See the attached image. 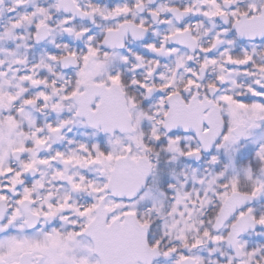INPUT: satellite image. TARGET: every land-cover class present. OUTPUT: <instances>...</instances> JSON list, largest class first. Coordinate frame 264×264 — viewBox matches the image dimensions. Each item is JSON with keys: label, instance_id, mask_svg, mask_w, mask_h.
Masks as SVG:
<instances>
[{"label": "snow or ice", "instance_id": "snow-or-ice-1", "mask_svg": "<svg viewBox=\"0 0 264 264\" xmlns=\"http://www.w3.org/2000/svg\"><path fill=\"white\" fill-rule=\"evenodd\" d=\"M0 264H264V0H0Z\"/></svg>", "mask_w": 264, "mask_h": 264}]
</instances>
